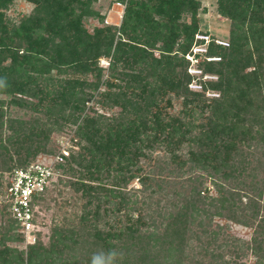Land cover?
Masks as SVG:
<instances>
[{
	"label": "trees",
	"instance_id": "trees-1",
	"mask_svg": "<svg viewBox=\"0 0 264 264\" xmlns=\"http://www.w3.org/2000/svg\"><path fill=\"white\" fill-rule=\"evenodd\" d=\"M12 1L0 0V96L9 97H0V264H91L113 250L115 264H243L245 252L264 264V0H216L228 34L206 45L217 60L199 62L216 76L198 82L217 91L210 98L187 87L183 56L199 29L198 0H125L118 26L91 31L83 19H103L96 0H25L32 9L16 22L5 14ZM93 97L118 111L87 114ZM173 99L179 113L166 111ZM5 102L44 110L7 118ZM65 123L74 140L32 201L35 227L36 207L52 201L51 225L45 241L34 233L19 248L4 188ZM215 216L250 237L213 225Z\"/></svg>",
	"mask_w": 264,
	"mask_h": 264
},
{
	"label": "rangeland",
	"instance_id": "rangeland-1",
	"mask_svg": "<svg viewBox=\"0 0 264 264\" xmlns=\"http://www.w3.org/2000/svg\"><path fill=\"white\" fill-rule=\"evenodd\" d=\"M199 5L197 8V18H198V28L197 32L194 35V40L187 50V52L183 55L184 59L187 61L185 71L190 76V80L187 84V87L190 90L203 92V96L206 98H210L212 96L217 95V91L211 90V89H205L203 91L202 87L198 82H202L205 80H214L216 78L215 75L209 74V73H203L201 71V68L199 67V62L202 60H217V56H207L205 55V50L207 48L208 42L211 40L213 42H222L223 44L227 42V34H228V21L226 18L218 15L215 11L216 7V0H198ZM125 4V0H96L92 6L95 10H97L103 17L102 20L90 16L83 19V25L88 30L91 31L92 27L94 26H102L106 24H112L115 26H118L121 21V17L123 14V4ZM32 4L30 2H27L25 0H13L11 4L8 6V9L5 11L6 16L11 20L16 22L20 17H22L25 14H28L32 9ZM181 21H188V15L182 14L180 17ZM156 53V52H155ZM99 65L102 67H106L107 65V59L106 58H100L99 59ZM178 70V68H177ZM199 80V81H197ZM5 101L8 100V96H0ZM30 101L35 102V98H29ZM95 98L93 97L86 103V109L85 112L87 114H92V111H96L105 115H112L115 114L118 111L117 107H107L102 106L101 104L95 102ZM164 105V102H162ZM5 108L3 109L5 112V117L7 118H15L20 120H27L30 118H33L35 116H41V111L43 109V105L38 104L37 106H15V105H9L6 102L4 103ZM172 106H166V111L173 114V113H179L182 106L180 103V99H173L171 100ZM196 114V113H195ZM4 117V120H5ZM2 133L5 134L7 131L5 130L4 126L2 128ZM73 127L71 123H65L63 124L62 128H57L56 130H53L50 134L48 139L41 145L40 149L37 151V153L34 154L35 161H50V158L52 155H54L57 150L61 146H66L68 149L71 147V143L74 139H72L74 136ZM187 145L182 144L180 151L185 152ZM74 147L72 146V149ZM161 150L154 149L151 152V156H158L161 154ZM15 155H13L14 157ZM141 166H144L145 168L149 167V164L147 160H140ZM6 178V171L2 174V180L5 181ZM129 186H138V183L135 180H132ZM128 186V187H129ZM204 186H207L209 188L208 192L213 193V187L209 179H207L204 183ZM51 193V191H50ZM53 192L51 193V195ZM68 209V208H67ZM54 211V206L52 201L49 199H46L45 204H42L39 207H36V227L34 233H38V237L41 238V240L45 241L46 235L48 233V228L51 225L52 219L51 214ZM70 211V210H68ZM225 224L227 225L226 231L230 233L232 236H235L242 240H247L250 237L251 229L249 227H243L239 224L229 222L224 220L221 217H213L212 224ZM35 238V234H34ZM32 240L30 239V242ZM28 241L24 240L19 242L18 247L19 248H25L26 244L30 243ZM33 242V241H32ZM189 245L195 249L196 244L195 242L190 239L188 240ZM188 248V247H187ZM191 255H195L194 252L190 253ZM188 255V257H191V255ZM226 254V253H225ZM195 258V257H194ZM193 258V259H194ZM228 258V256L226 257ZM229 260V259H226ZM238 261L243 262V264H254V257L249 252H245L243 257L239 259ZM229 261H219L218 264H236V263H228ZM257 264V263H255Z\"/></svg>",
	"mask_w": 264,
	"mask_h": 264
},
{
	"label": "built area",
	"instance_id": "built-area-1",
	"mask_svg": "<svg viewBox=\"0 0 264 264\" xmlns=\"http://www.w3.org/2000/svg\"><path fill=\"white\" fill-rule=\"evenodd\" d=\"M122 6L124 7V4ZM216 43L223 44L219 41ZM67 154L66 146H61L51 156L50 161H34L24 167L15 168L8 178L4 188V199L8 203L10 216L16 221L19 230L28 242L30 239L34 240L35 231L32 201L49 185L50 180L56 174L54 164L61 162Z\"/></svg>",
	"mask_w": 264,
	"mask_h": 264
},
{
	"label": "clouds",
	"instance_id": "clouds-1",
	"mask_svg": "<svg viewBox=\"0 0 264 264\" xmlns=\"http://www.w3.org/2000/svg\"><path fill=\"white\" fill-rule=\"evenodd\" d=\"M116 251L100 252L93 254L91 258V264H115L117 257Z\"/></svg>",
	"mask_w": 264,
	"mask_h": 264
}]
</instances>
